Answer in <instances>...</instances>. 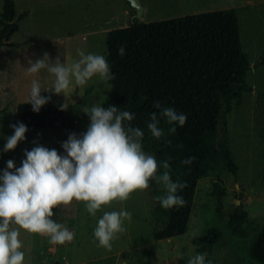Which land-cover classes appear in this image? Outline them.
Returning <instances> with one entry per match:
<instances>
[{
    "label": "rangeland",
    "instance_id": "obj_1",
    "mask_svg": "<svg viewBox=\"0 0 264 264\" xmlns=\"http://www.w3.org/2000/svg\"><path fill=\"white\" fill-rule=\"evenodd\" d=\"M13 1L16 15L26 12V16L11 36V45L0 47V109L12 114L19 104L26 102L33 79L44 87L53 81L43 69L38 74L26 75L29 60L34 62L47 53L50 59L59 55L61 62L68 63L78 59L77 50L106 57L107 32L127 27L135 18V10L125 0ZM141 3L145 11L142 18H136L140 24L236 9L241 47L251 67L246 83L253 88L234 105L228 120L230 150L238 171L235 176L223 172L200 179L186 232L164 240L152 237L154 199L150 186L133 192L127 201L102 206L95 216L88 214L84 202L73 200L69 205H60L53 210L52 219L73 231L74 240L63 245L50 244L46 236L21 230L24 264H177L178 253L188 262L197 254L193 240L212 226L219 228L223 237L214 246L211 264H259L248 258L247 250L264 224V68L255 66L264 53V0H142ZM2 5L0 0V12ZM109 87L108 82L93 77L83 89L75 88L66 110L80 113L94 104L101 105L111 92ZM41 95L51 97L45 105L66 102L62 94L41 90ZM13 131L0 123V170L6 168L10 159L16 167L21 166L24 150L30 151L37 144L65 154L61 147L69 135L65 129L28 128L25 140L18 142L14 150L4 152L6 138ZM218 180L225 189L219 212L213 196V185ZM237 206L251 218L243 238L232 236L226 229L228 216ZM121 209L132 213L131 221H124L125 231L112 241L110 251L97 247L93 239L97 220L105 211Z\"/></svg>",
    "mask_w": 264,
    "mask_h": 264
},
{
    "label": "trees",
    "instance_id": "obj_2",
    "mask_svg": "<svg viewBox=\"0 0 264 264\" xmlns=\"http://www.w3.org/2000/svg\"><path fill=\"white\" fill-rule=\"evenodd\" d=\"M2 1L0 47L11 45V36L26 16V12L16 15L13 0ZM120 46L125 48L122 57L118 54ZM106 48L105 58L115 78L108 81L111 92L101 106L115 105L121 111L134 113L135 118L130 123L144 132L143 151L154 155L158 164L167 159L171 179L187 184L177 193L185 200L182 207L165 210L154 200L152 237L164 240L183 235L197 182L212 173L219 176L227 172L235 176L238 171L230 150L228 120L234 105L253 88L246 83L251 67L241 47L236 9L145 24L134 18L129 26L107 32ZM255 66L264 68V53ZM154 101L186 114L184 126L169 125L158 115V126L164 135L154 138L147 128L149 113L159 114V109L153 107ZM59 105H43L39 112H34L31 104L22 103L13 114L0 109V123L9 127L22 122L27 129H65L77 136L86 131L90 121L84 110L80 113L60 110ZM172 126L177 131L169 134ZM189 156H195L196 160L190 165L182 164ZM163 171L162 166L159 167L157 175ZM262 178L264 181V170ZM220 183L218 180L213 185L218 212L225 196ZM149 186L153 199L164 194L163 185L154 179L149 181ZM250 224L248 212L237 206L228 216L226 229L232 236L243 238ZM222 237L219 228L208 227L193 240L196 253H206V262L210 261L214 246ZM247 256L251 261L264 264V224L251 240ZM177 264H187V260L180 258Z\"/></svg>",
    "mask_w": 264,
    "mask_h": 264
},
{
    "label": "clouds",
    "instance_id": "obj_3",
    "mask_svg": "<svg viewBox=\"0 0 264 264\" xmlns=\"http://www.w3.org/2000/svg\"><path fill=\"white\" fill-rule=\"evenodd\" d=\"M118 54L125 55L123 46L119 47ZM77 56L78 59L65 63L59 55L50 59L45 53L34 62L28 61L26 75L38 74L43 69L53 78L47 87L32 80L25 103L31 104L34 112H39L51 98L42 96L41 90L62 94L66 102L59 108L66 110L76 87L83 89L95 76L103 82L115 78L105 56L83 50H77ZM153 107L159 109V114L149 113L147 128L156 139L164 135L158 126V115L169 125L182 127L187 121L186 114L178 113L172 106L162 107L160 101H154ZM84 112L89 117L88 127L79 136L75 132L68 135L61 144L64 155L37 144L30 151L24 150L21 166L16 167L10 159L6 168L0 170V264H24L25 253L21 251L19 239L21 230L46 236L50 244L71 243L75 233L52 217L55 208L69 205L73 200L84 202L88 214L95 216L102 206L113 201H127L133 192L147 189L149 181L154 179L164 188L163 195L154 197L163 209L185 205V200L177 193L187 187L186 182L171 179L167 159L158 164L154 155L143 151L144 132L130 123L135 118L134 113L121 111L115 105L105 108L100 104H94ZM9 127L14 131L6 138L4 152L14 150L18 142L25 140L28 130L22 122ZM176 131L175 126L168 129L169 134ZM195 160V156H189L181 163L190 165ZM161 166L164 171L157 175ZM131 219L132 213L127 210L105 211L93 230L97 247L110 251L112 241L125 231L124 221ZM12 225L15 227H10ZM177 255L182 258V254ZM206 256V253L195 254L187 264H211V261L206 262Z\"/></svg>",
    "mask_w": 264,
    "mask_h": 264
},
{
    "label": "water",
    "instance_id": "obj_4",
    "mask_svg": "<svg viewBox=\"0 0 264 264\" xmlns=\"http://www.w3.org/2000/svg\"><path fill=\"white\" fill-rule=\"evenodd\" d=\"M129 3L130 7L135 10V18H142L144 14V7L142 6V0H125Z\"/></svg>",
    "mask_w": 264,
    "mask_h": 264
},
{
    "label": "crops",
    "instance_id": "obj_5",
    "mask_svg": "<svg viewBox=\"0 0 264 264\" xmlns=\"http://www.w3.org/2000/svg\"><path fill=\"white\" fill-rule=\"evenodd\" d=\"M144 11H145V9H144Z\"/></svg>",
    "mask_w": 264,
    "mask_h": 264
}]
</instances>
